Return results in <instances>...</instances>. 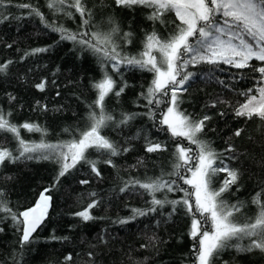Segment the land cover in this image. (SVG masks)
<instances>
[{
	"label": "snow or ice",
	"instance_id": "6c2138e0",
	"mask_svg": "<svg viewBox=\"0 0 264 264\" xmlns=\"http://www.w3.org/2000/svg\"><path fill=\"white\" fill-rule=\"evenodd\" d=\"M11 7L22 10L21 14L5 11ZM43 7L57 19L64 17L78 21L77 28L70 29L58 23L57 19L49 20L41 6L31 0L15 5L12 0H0V23L9 19L37 18L45 29L58 34L57 43L69 42L74 51L95 56L101 75L90 83L94 98L86 103L85 126L76 129L78 134L70 140L49 142L45 127L31 121L15 123L11 120L12 111L0 107V169L27 161H48L57 166L51 186L39 193L33 206L22 211L13 209L7 192L0 188V223L10 220L14 231L19 233V250H13L12 264H23L25 250L35 242L34 234L49 218L52 192L58 188L62 178L70 175L78 165H87L91 173L99 178L102 176L100 163L115 169L114 158L133 152L137 142H142L145 155L138 157L136 163L129 167L146 169L151 155L161 156L169 152L168 141L175 145L170 153L171 170L166 172L161 169L159 175L153 176H148L146 171L143 179L130 177L123 181L119 191L147 197L146 206L132 208L129 217L118 219L116 223L126 225L139 217L151 215L165 217L163 221H156L158 226L183 210L191 219L188 236L193 241L192 264H217L225 250H234L237 255L259 253L264 257V186L259 187L250 200L237 197L232 202L228 198L241 191L243 164L245 160H255V156L227 141V147L218 151L210 140L205 139L212 117L205 114L196 118L181 107L185 103L183 93L197 78V73L189 70L190 66H210L206 78L216 79L220 84L224 81L214 77L213 73L217 69L224 71L222 65L236 69L234 77L247 76L244 70L258 72L259 77H252L256 81L253 87L237 93L245 99L243 103L237 102L232 112L237 120L243 119L245 124L258 120L257 133L264 136V0H45ZM117 9L132 13L138 9L147 10V20L154 24L158 22L165 28L171 23L174 29L167 37L155 28L146 32L141 51L135 55L128 54L122 43L131 44L134 33L123 30ZM168 14H174V19L169 20ZM97 16L102 18L99 23L96 22ZM50 50L51 46L31 49L21 60ZM254 61L260 62V66ZM12 63V60L0 63V76L8 74ZM126 70L151 73L152 79L133 102L136 108L145 111L122 110L117 116L114 110H109L108 101L115 98L119 105L130 87L124 78ZM51 83L56 85L55 80ZM48 84L49 81L43 78L34 87L44 92ZM56 95L59 96L60 92L57 91ZM7 96L9 104L17 99L11 93ZM218 103L227 101L218 97L205 107L214 108ZM162 105L165 110H161ZM36 106L41 112L48 111L47 105L40 101L36 102ZM145 117L151 121V128L141 126L134 133L125 135L126 129H131L138 119ZM106 129H111L119 138L105 134ZM22 130L40 133L39 141L26 139ZM64 131L72 132L71 129ZM244 131L243 127L237 128L232 136L240 138ZM161 133L167 140L159 138ZM248 139L255 143L252 136ZM9 140L15 142V148L6 146ZM259 146L264 147V143ZM92 152L97 153L99 158L91 159ZM255 162L264 169V158ZM221 173L225 175L216 187ZM3 179L8 181L13 177L5 176ZM79 183L87 185L89 180L82 179ZM257 184L264 182L258 180ZM176 192L183 195L178 199L168 197L169 193ZM87 195L92 198L91 201L72 213L82 224L102 219L94 216L92 210L100 207L103 201L95 198V192ZM249 204L255 206V213L241 222L238 217ZM166 208L170 210L165 215ZM73 227L78 225L70 226ZM4 231L5 228L0 227V233ZM50 239L67 241L69 237L52 235ZM98 239L101 244L107 245L104 236ZM147 240L140 245L141 249L155 248L159 237L153 233ZM88 257L90 264H97L94 253L89 252ZM72 260L73 256L69 254L64 257V264ZM145 261L137 260L131 250L127 255V264H145Z\"/></svg>",
	"mask_w": 264,
	"mask_h": 264
},
{
	"label": "trees",
	"instance_id": "16d2710c",
	"mask_svg": "<svg viewBox=\"0 0 264 264\" xmlns=\"http://www.w3.org/2000/svg\"><path fill=\"white\" fill-rule=\"evenodd\" d=\"M22 2H29V0H12L13 5ZM31 2L40 5L49 20L57 19L46 7H43L45 0H31ZM5 11L20 15L22 10L11 7ZM146 14L147 10L138 9L132 13L117 9V16L123 30H131L134 33L131 44L121 42L124 51L128 54L135 55L141 51L146 32H151L155 28L162 36L167 37L174 29L171 23L167 28L158 22L154 24L146 19ZM101 19L97 16L96 22L99 23ZM168 19H174V14H168ZM57 22L73 30L78 24V21L67 20L64 17L58 18ZM58 40V34L45 29L37 18L9 19L0 23V63L7 60L13 61L8 74L0 76V107L5 111H12L11 120L15 123L31 121L45 127L48 130L46 139L52 143L72 139L73 135L78 134L76 129L85 126L83 117L87 111L86 103H90L94 98L90 83L99 79L101 75L100 65L95 56L91 53L74 51L71 43H57ZM49 46H51L49 52L21 60L25 52ZM253 63L260 66V62ZM209 67L208 65L190 66L189 70L197 73V78L191 82L188 91L183 93L185 103L181 107L196 118L205 114L212 117L206 128L205 139L210 140L218 151L227 147L225 143L227 141L234 143L237 149L247 150L250 155L255 156V160H245L243 164L244 176L241 180L243 185L241 191L236 193V196L228 197L232 202H235L237 197L240 200H250L255 191L264 186V184H257L258 180L264 182V169L258 167L255 162L264 158V147L259 146L264 143V136L257 133L258 120L245 124L243 119L237 120L234 117L232 109L237 106V102L243 103L245 99L237 93L252 88L256 82L252 77H259L260 74L244 70L247 76L234 77L233 74L237 70L222 65L224 71L217 69L213 73L214 77L224 81V84H220L216 79L206 78ZM43 78H46L49 84L44 92H40L34 85ZM124 78L130 87L119 105L115 98L109 99V110H114L117 116L122 110L145 111L143 108H136L133 102L139 93L147 88L152 74L126 70ZM53 80L56 81V85L51 83ZM57 91L60 92L59 96L56 95ZM8 93L17 98L12 104L8 103ZM218 97L227 103H218L214 108L205 107ZM37 101L46 104L48 111H39L36 106ZM58 108L61 110L57 111ZM161 110H165L163 105ZM221 112L225 115H220ZM141 126L151 128V121H148L146 117L138 119L134 127L125 130V135L134 133L136 128ZM241 127L245 129L243 135L240 138L232 136L233 131ZM64 129H71L72 132H65ZM152 131L154 132L155 129ZM22 134L28 140L39 141L40 139V133H27L22 130ZM105 134L114 139L119 138L111 129H106ZM249 136L254 138L255 143L248 139ZM229 137L232 139L229 140ZM159 138L167 140L163 133ZM184 143L187 144V141ZM168 144L169 152L161 156L151 155L146 169L129 167L136 163L138 157L145 155L142 142H137L133 152L114 158L117 165L115 169L100 163L102 176L99 178L91 173L87 165H78L70 175L62 178L58 188L52 192L53 202L49 209V218L34 234L35 242L25 250L23 264H64V257L69 254L73 256L69 264H90L89 252L95 254L97 264H127V255L130 250L139 261H145L147 258L145 264H192L193 241L188 236L191 219L183 210L158 226L156 221H163L165 217L151 215L139 217L126 225L116 223L118 219L129 217L132 208L146 206L147 197L119 191L123 181L130 177L143 179L146 171L148 176L159 175L161 169L170 171V153L175 145L172 141H168ZM6 146L15 148V142L9 140ZM192 147L195 148L194 145ZM90 158L98 159L99 157L97 153L92 152ZM56 171L57 166L48 161L10 164L0 169V188H4L7 192L13 209L22 211L33 206L40 191L51 186ZM224 175V173L220 174L216 187H219ZM5 176H11L13 179L6 181L3 179ZM82 179H88L89 184H80L79 181ZM185 187L188 186L185 185ZM90 192L97 193L95 198L103 201L100 207L92 210L94 216L102 217V219L82 224L78 218L72 216V213L86 207L92 199L87 195ZM182 195L183 193L176 192L169 193L168 197L178 199ZM169 210L170 208L165 209V215ZM254 213L255 206L249 204L238 219L243 222ZM77 225L78 227L70 228ZM0 227L5 228V231L0 233V264H12V252L14 249L19 250L17 244L19 233L14 231L10 220L0 223ZM153 233L159 237L156 247L149 246L147 249H141L140 245L147 243V237ZM52 235L67 236L69 239L67 241L51 240ZM100 236L105 237L108 241L107 245L100 243L98 239ZM225 262L264 264V257H261L259 253L237 255L234 250H225L220 254L217 264H225Z\"/></svg>",
	"mask_w": 264,
	"mask_h": 264
},
{
	"label": "water",
	"instance_id": "95a60500",
	"mask_svg": "<svg viewBox=\"0 0 264 264\" xmlns=\"http://www.w3.org/2000/svg\"><path fill=\"white\" fill-rule=\"evenodd\" d=\"M40 192H41V191H40ZM38 197H39V195H38ZM38 197H37V199H38ZM37 199H36V200H37Z\"/></svg>",
	"mask_w": 264,
	"mask_h": 264
}]
</instances>
